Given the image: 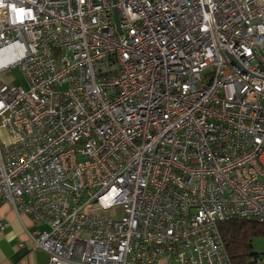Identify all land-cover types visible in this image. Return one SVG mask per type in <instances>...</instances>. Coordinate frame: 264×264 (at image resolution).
I'll use <instances>...</instances> for the list:
<instances>
[{"label":"built area","instance_id":"1","mask_svg":"<svg viewBox=\"0 0 264 264\" xmlns=\"http://www.w3.org/2000/svg\"><path fill=\"white\" fill-rule=\"evenodd\" d=\"M0 158L46 264H232L219 226H264V0H0Z\"/></svg>","mask_w":264,"mask_h":264},{"label":"crops","instance_id":"2","mask_svg":"<svg viewBox=\"0 0 264 264\" xmlns=\"http://www.w3.org/2000/svg\"><path fill=\"white\" fill-rule=\"evenodd\" d=\"M36 231L49 230L28 216L18 217L0 198V264H46L49 256L37 250L29 237Z\"/></svg>","mask_w":264,"mask_h":264},{"label":"trees","instance_id":"3","mask_svg":"<svg viewBox=\"0 0 264 264\" xmlns=\"http://www.w3.org/2000/svg\"><path fill=\"white\" fill-rule=\"evenodd\" d=\"M232 264H258L253 248L255 239H264V226L248 222H227L219 226Z\"/></svg>","mask_w":264,"mask_h":264},{"label":"rangeland","instance_id":"4","mask_svg":"<svg viewBox=\"0 0 264 264\" xmlns=\"http://www.w3.org/2000/svg\"><path fill=\"white\" fill-rule=\"evenodd\" d=\"M117 31L120 34L121 29L119 25H117ZM11 83L16 86H22L23 88H27L26 82L23 77H15L13 80H11ZM96 213H98L103 218H110L113 220H121L123 218V208L121 206H116L114 209L109 211H102V210H95ZM94 211L92 213H95ZM253 248L256 254H263L264 253V239L258 238L255 239L253 242Z\"/></svg>","mask_w":264,"mask_h":264},{"label":"water","instance_id":"5","mask_svg":"<svg viewBox=\"0 0 264 264\" xmlns=\"http://www.w3.org/2000/svg\"><path fill=\"white\" fill-rule=\"evenodd\" d=\"M114 19H115V22H116V24L118 25V14H117V12L115 11V13H114ZM253 256H258V254H253Z\"/></svg>","mask_w":264,"mask_h":264}]
</instances>
